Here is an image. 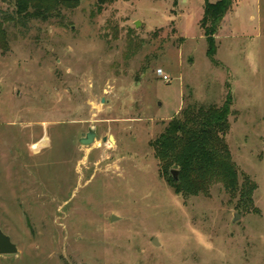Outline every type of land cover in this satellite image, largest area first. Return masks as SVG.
Here are the masks:
<instances>
[{
    "label": "rangeland",
    "instance_id": "obj_1",
    "mask_svg": "<svg viewBox=\"0 0 264 264\" xmlns=\"http://www.w3.org/2000/svg\"><path fill=\"white\" fill-rule=\"evenodd\" d=\"M216 1L80 0L6 23L0 228L18 251L0 264H264V0H232L212 61ZM229 95L226 141L252 189L178 193L153 141L188 103Z\"/></svg>",
    "mask_w": 264,
    "mask_h": 264
},
{
    "label": "trees",
    "instance_id": "obj_2",
    "mask_svg": "<svg viewBox=\"0 0 264 264\" xmlns=\"http://www.w3.org/2000/svg\"><path fill=\"white\" fill-rule=\"evenodd\" d=\"M11 1H14L13 11L0 7V49L7 48L9 44L6 23L29 26L35 19L47 21L51 17L62 16L63 9L80 6V0ZM232 5V0H218L207 2L205 6L201 25L207 36V51L212 61L217 53L215 34ZM232 106L231 95L223 104L188 103L153 141L160 168L168 175L169 182L178 193H203L212 182L219 180L225 183L231 193L240 191L242 196H246L252 189L247 180L242 185L238 182V167L232 161L226 141ZM172 169L179 170L178 179L174 178Z\"/></svg>",
    "mask_w": 264,
    "mask_h": 264
},
{
    "label": "water",
    "instance_id": "obj_3",
    "mask_svg": "<svg viewBox=\"0 0 264 264\" xmlns=\"http://www.w3.org/2000/svg\"><path fill=\"white\" fill-rule=\"evenodd\" d=\"M136 25H139V21L136 22ZM103 100V99H102ZM96 128L95 127H90L88 132L86 134H83L82 138L80 139V142L83 144H91L94 142L96 139ZM114 141L113 136H105L103 138L104 141ZM172 174L175 179H178L179 175V170L178 169H172ZM113 220H116L118 217L113 216ZM157 244V238H155V242ZM18 247L17 245L13 242L12 238L6 234L1 228H0V254L7 255V254H14L17 253Z\"/></svg>",
    "mask_w": 264,
    "mask_h": 264
},
{
    "label": "built area",
    "instance_id": "obj_4",
    "mask_svg": "<svg viewBox=\"0 0 264 264\" xmlns=\"http://www.w3.org/2000/svg\"><path fill=\"white\" fill-rule=\"evenodd\" d=\"M169 78L168 76H165V79Z\"/></svg>",
    "mask_w": 264,
    "mask_h": 264
}]
</instances>
